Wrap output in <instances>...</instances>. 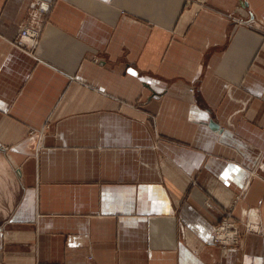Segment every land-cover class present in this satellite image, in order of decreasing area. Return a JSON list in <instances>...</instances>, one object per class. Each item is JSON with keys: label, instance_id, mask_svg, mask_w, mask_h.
<instances>
[{"label": "crops", "instance_id": "1", "mask_svg": "<svg viewBox=\"0 0 264 264\" xmlns=\"http://www.w3.org/2000/svg\"><path fill=\"white\" fill-rule=\"evenodd\" d=\"M30 1L0 0V264H264V0H47L29 51Z\"/></svg>", "mask_w": 264, "mask_h": 264}, {"label": "built area", "instance_id": "2", "mask_svg": "<svg viewBox=\"0 0 264 264\" xmlns=\"http://www.w3.org/2000/svg\"><path fill=\"white\" fill-rule=\"evenodd\" d=\"M51 8V2L47 0H31L29 4L30 19L19 25V30L14 42L20 47L32 51L39 39L41 32V21L43 20V14L49 12ZM252 25V23H249ZM262 36L264 37V27L253 25ZM194 89L192 88L191 91ZM248 211V212H247ZM245 214H249V210H245ZM230 211H227L225 217H223L220 223H216L213 226V240L225 245L229 248L232 243H235L238 235V226L232 220ZM245 230L255 233L261 232L260 224L255 229L250 227L249 217L244 221Z\"/></svg>", "mask_w": 264, "mask_h": 264}, {"label": "rangeland", "instance_id": "3", "mask_svg": "<svg viewBox=\"0 0 264 264\" xmlns=\"http://www.w3.org/2000/svg\"><path fill=\"white\" fill-rule=\"evenodd\" d=\"M223 218V217H222ZM220 219L217 223H220L223 219ZM233 220V219H232ZM233 222L234 223H238L239 224V226H238V235H237V239H236V241H235V243H232V245L229 247V248H227V247H225V245H223V244H220V243H218V241H214L213 240V237H211V240H212V242L214 243V244H216L217 246H219V247H221L222 249H224V250H228V249H232V248H238L239 246H240V244H241V242H242V240H243V238H242V231H246L245 230V225L243 224V222H241V223H239V221H234L233 220ZM216 224V223H215ZM214 224V225H215ZM213 225V226H214ZM239 227H241V229H239ZM212 230H213V228H212Z\"/></svg>", "mask_w": 264, "mask_h": 264}, {"label": "bare ground", "instance_id": "4", "mask_svg": "<svg viewBox=\"0 0 264 264\" xmlns=\"http://www.w3.org/2000/svg\"><path fill=\"white\" fill-rule=\"evenodd\" d=\"M257 212L258 211H256L255 209H252V208L249 210V215H248L249 223H250V227L253 228V229H255V227L258 225V222H259Z\"/></svg>", "mask_w": 264, "mask_h": 264}, {"label": "snow or ice", "instance_id": "5", "mask_svg": "<svg viewBox=\"0 0 264 264\" xmlns=\"http://www.w3.org/2000/svg\"><path fill=\"white\" fill-rule=\"evenodd\" d=\"M134 74H135V73H133V75H134ZM224 180H225V182H227V180H228V176H227V175H225Z\"/></svg>", "mask_w": 264, "mask_h": 264}]
</instances>
